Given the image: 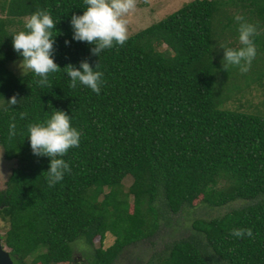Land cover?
Segmentation results:
<instances>
[{
    "label": "trees",
    "instance_id": "1",
    "mask_svg": "<svg viewBox=\"0 0 264 264\" xmlns=\"http://www.w3.org/2000/svg\"><path fill=\"white\" fill-rule=\"evenodd\" d=\"M38 10L56 23L60 68L44 87L30 70L8 66L23 59L12 35ZM84 11V0H0V147L16 160L0 189V216L8 221L0 238L15 264L71 263L77 240L93 248L90 264H115L127 245L149 239L171 223L170 213L197 199L209 208L241 203L219 216L196 215L159 264H264V107L248 112L235 97V77L264 87V0H192L99 56L73 39L71 18ZM237 15L257 30L246 73L223 64L221 46L241 47ZM85 60L103 73L99 94L79 82L69 87L65 66ZM13 96L18 103L10 106ZM55 110L81 137L63 157L71 172L49 187L50 158L34 155L27 136L29 124ZM125 176L132 178L126 193ZM237 228H251L253 237L232 236ZM106 233L113 242L94 247Z\"/></svg>",
    "mask_w": 264,
    "mask_h": 264
},
{
    "label": "clouds",
    "instance_id": "2",
    "mask_svg": "<svg viewBox=\"0 0 264 264\" xmlns=\"http://www.w3.org/2000/svg\"><path fill=\"white\" fill-rule=\"evenodd\" d=\"M84 5L83 14L73 15L71 18L73 39L94 45L91 52L97 56L114 45L123 46L128 40L125 17L136 8L137 0H84ZM235 20L239 24L241 47L221 46L224 50L223 64L226 70L229 65H234L239 67L242 73H246L256 56L252 37L257 30L256 26L246 22L243 16L237 15ZM55 25L48 11L38 10L26 18L25 30L12 35L13 48L23 57L21 68L30 70L39 77L37 83L41 87L48 85L50 73L60 70L53 58L55 36L52 30L55 29ZM96 69L93 70L87 60L81 61L79 68L72 64L66 65L64 70L71 80L69 87L76 88L79 82L99 94L103 84V73ZM17 103L16 96L7 101L10 106ZM20 115L23 119L27 113L22 112ZM70 119L64 111L55 110L45 121L28 125L27 138L30 140L33 154L50 158V167L47 171L49 187H54L63 180L65 173L71 172L70 165L63 157L69 149L77 148L80 144L81 133L71 125ZM15 134V124H10L9 137ZM231 235L241 239L245 236L253 237V230L237 228L232 230ZM1 245L2 249H5L2 243ZM6 251L10 254V251Z\"/></svg>",
    "mask_w": 264,
    "mask_h": 264
},
{
    "label": "rangeland",
    "instance_id": "3",
    "mask_svg": "<svg viewBox=\"0 0 264 264\" xmlns=\"http://www.w3.org/2000/svg\"><path fill=\"white\" fill-rule=\"evenodd\" d=\"M192 0H137L136 8L127 14L125 19L127 20L128 36L132 35L136 31L165 18L175 10L181 8L184 4ZM0 16L1 12H0ZM19 25L10 26V30ZM233 42L232 39L228 38ZM236 44V43H235ZM166 47L165 45L162 46ZM161 47V48H162ZM23 59L18 58L8 63L10 69L16 74H24L28 72L27 69L21 68V62ZM239 83V88L236 93L237 101L241 102L243 109L253 113L254 108L264 107V87H260L257 84H250L244 82L240 77H235ZM262 104L261 106H259ZM235 105V103H228V106ZM259 106V107H258ZM16 166V160H8L3 156V151L0 147V189L5 188L6 180L11 172V169ZM132 182L130 176H125L122 180V191L127 192L129 185ZM216 188L224 187L223 179H219ZM105 192L109 189L104 188ZM131 202L132 196H128ZM102 194H99L94 202L95 207L101 208ZM241 201L234 200L223 206H208L202 205L201 200L197 199L192 205L184 206L182 209L173 214L170 213L171 223L168 225H162L161 229L149 239H140L127 245L120 257L116 260L115 264H159L160 256L169 251L168 245L173 241L180 239L181 237L188 236L191 231V221L196 215L219 216L231 208L238 207ZM132 205V204H131ZM203 206V207H202ZM8 221L4 220L0 216V236H3L8 227ZM1 243L6 250L11 252V249L6 246L2 239ZM114 240V236L110 233H106L105 238L100 242L98 237L94 238V247L101 244L104 248L108 247ZM92 247L86 245L81 240H77L74 245V260L71 263L63 264H90Z\"/></svg>",
    "mask_w": 264,
    "mask_h": 264
},
{
    "label": "water",
    "instance_id": "4",
    "mask_svg": "<svg viewBox=\"0 0 264 264\" xmlns=\"http://www.w3.org/2000/svg\"><path fill=\"white\" fill-rule=\"evenodd\" d=\"M0 264H15L10 257L9 252L5 249H2V245L0 243Z\"/></svg>",
    "mask_w": 264,
    "mask_h": 264
},
{
    "label": "flooded vegetation",
    "instance_id": "5",
    "mask_svg": "<svg viewBox=\"0 0 264 264\" xmlns=\"http://www.w3.org/2000/svg\"><path fill=\"white\" fill-rule=\"evenodd\" d=\"M11 256V255H10ZM12 258V257H11ZM13 260V259H12ZM14 262V261H13ZM15 263V262H14Z\"/></svg>",
    "mask_w": 264,
    "mask_h": 264
}]
</instances>
